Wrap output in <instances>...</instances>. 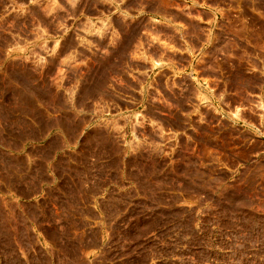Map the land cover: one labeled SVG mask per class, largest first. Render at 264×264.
Instances as JSON below:
<instances>
[{
    "label": "rangeland",
    "instance_id": "obj_1",
    "mask_svg": "<svg viewBox=\"0 0 264 264\" xmlns=\"http://www.w3.org/2000/svg\"><path fill=\"white\" fill-rule=\"evenodd\" d=\"M0 264H264V0H0Z\"/></svg>",
    "mask_w": 264,
    "mask_h": 264
}]
</instances>
